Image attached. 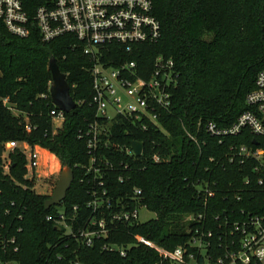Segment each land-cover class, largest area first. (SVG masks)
Masks as SVG:
<instances>
[{
	"label": "trees",
	"instance_id": "1",
	"mask_svg": "<svg viewBox=\"0 0 264 264\" xmlns=\"http://www.w3.org/2000/svg\"><path fill=\"white\" fill-rule=\"evenodd\" d=\"M152 2L153 15L161 24L160 39L134 45L132 52L115 45L101 54V61L118 65L135 59L139 75L148 78L158 55L172 59L179 73L172 104L159 110L157 123L148 120L147 128L123 117L111 126L113 142L127 146L132 140L143 142L141 155L130 156L109 147L101 153L115 163L105 176L111 195H134L138 187L142 193L137 197L156 214L155 218L139 223L118 222L107 238L85 245L47 219L57 214L58 208H45L50 196L33 189V183L25 177V154L14 148L5 158L0 157L3 259L18 264H155L161 259L158 251L138 242L135 235L167 250L188 246V252L200 256L199 248L190 245V240L196 230L203 229L214 232L207 253L216 259L224 251L218 235L226 229L220 227L225 216L234 219L233 212L239 213L242 208L264 214V186L257 183L253 172L256 161H242L235 148L251 144L255 135L245 129L238 135L220 138L206 128L209 121L229 126L250 109L246 96L255 87L257 73L264 68V0ZM51 58L65 73L77 102L75 109L65 113L63 127L56 133L51 111L57 106L49 92ZM94 63L72 35L44 42L37 29L28 37H19L0 21V143H41L51 148L64 166L72 167L74 181L62 205L68 214H72L74 205H79L75 226L91 213L86 207L91 198L88 182L93 173L87 170L91 155L85 136L80 135L97 118L91 103ZM188 133L196 139L192 140ZM255 138L261 144L264 141ZM155 154L164 160L156 162ZM121 161L132 168L123 171V182L117 180ZM246 178L250 179L248 184ZM207 186L215 191L214 197L206 199L202 188ZM235 193L242 195L240 200L234 199ZM198 213L206 214L205 221L186 220L187 215ZM216 215H220L219 220ZM12 235L16 242L7 246L8 253H3L2 238ZM105 243L127 246L126 254L103 249Z\"/></svg>",
	"mask_w": 264,
	"mask_h": 264
},
{
	"label": "built area",
	"instance_id": "2",
	"mask_svg": "<svg viewBox=\"0 0 264 264\" xmlns=\"http://www.w3.org/2000/svg\"><path fill=\"white\" fill-rule=\"evenodd\" d=\"M152 10V0H0V21L12 34L28 37L37 29L44 42L69 34L83 44L86 54L94 58L95 63L91 69V103L95 105L97 118L89 124L87 131L81 132L80 135L85 136L91 155L87 169L93 173L88 182L91 198L86 203L91 213L75 226L79 205H74L72 214H68L62 202L56 205L57 214L47 217L63 228L65 234L88 246H92L96 239L107 238L118 222H142L139 219L140 208H147L137 197L142 193L138 187H135L134 195H111L105 176L108 171L114 169L115 163L101 153V150L109 147L115 152L138 156L134 153L131 143L127 146L112 141L111 126L119 117L127 118L134 124L138 123L143 128L148 127V120L157 123L159 110L168 109L172 104V90L178 85L179 73L174 61L164 55L155 58L154 68L147 78L139 75L137 60L107 65L101 61V54L111 51L112 47L118 44L132 52L134 45L157 42L161 37V24ZM4 102L6 103L7 99ZM246 102L250 109L243 112L235 122L221 127L216 122L209 121L206 124L208 132L224 138L249 129L255 137L264 140V68L257 73L255 87L247 94ZM65 113L58 107L54 108L51 111L53 121L63 122ZM27 129H30L29 125ZM188 135L192 140L196 139L191 133ZM255 137L251 144L243 143L235 148L242 161L247 158L256 161L253 172L257 176V183L264 186V141L261 144ZM3 145L4 153L6 148L8 151L19 148L25 154V177L31 181L40 167V150L26 141H9ZM153 159L156 162L164 160L160 154H155ZM230 160L233 161L234 156ZM7 162L6 169L10 163ZM119 166L117 180L123 182V171H131L132 168L123 161ZM249 182L250 179L246 178L245 184ZM202 189L206 199L214 197L215 191L211 187ZM233 197L240 200L242 195L235 193ZM233 216L234 219L225 216L220 225L226 228L218 235L224 251L216 259L211 253H207V247L212 246L211 238L214 236L211 229L196 230L190 240V245L199 248L200 256L188 252V246L182 245L174 250H167L141 235H135V239L158 251L161 259L155 264H165V261L171 264H201V259L202 264H264V214L242 208L239 213L233 212ZM205 219V213L186 216L188 222H202ZM215 219L219 220L220 215H216ZM21 230L22 228H19L18 232ZM15 242V235L2 238V252L8 253L7 246ZM126 248L127 246L117 243L103 245V249L118 251L121 255L126 254ZM17 250L18 247L15 246L13 251ZM0 264L18 262L3 259L0 253Z\"/></svg>",
	"mask_w": 264,
	"mask_h": 264
},
{
	"label": "water",
	"instance_id": "3",
	"mask_svg": "<svg viewBox=\"0 0 264 264\" xmlns=\"http://www.w3.org/2000/svg\"><path fill=\"white\" fill-rule=\"evenodd\" d=\"M49 69L52 73V82L49 89L51 101L59 109L68 113L76 108L77 102L70 93V85L68 83L67 77L65 73L60 70L55 58L50 59ZM131 145L134 153L138 156L141 155L143 142L132 140ZM3 154L4 145L0 143V157H3ZM74 176V170L72 167L68 165L62 167L52 195L45 201L44 206L46 209H49L52 206L60 205L64 201L74 181ZM200 263H203V259H201Z\"/></svg>",
	"mask_w": 264,
	"mask_h": 264
},
{
	"label": "rangeland",
	"instance_id": "4",
	"mask_svg": "<svg viewBox=\"0 0 264 264\" xmlns=\"http://www.w3.org/2000/svg\"><path fill=\"white\" fill-rule=\"evenodd\" d=\"M13 112L16 114L18 113L16 109H13ZM63 123L64 121L63 122L59 120L53 121L54 133H56L58 129H61L63 127ZM29 145L40 150L41 152L40 167L37 170V175H33L31 178V182L33 183V189L38 193L47 194L51 196L56 186V181L60 176L61 169L64 165L62 164L61 160L58 158L57 154L48 146H45L41 143H36V144L29 143ZM7 153H8V149L6 148L3 156L4 158L7 156ZM155 216L156 214L153 211L149 210L148 208L145 207L140 208L139 211L140 221L144 222L155 218ZM206 264H208V262H206Z\"/></svg>",
	"mask_w": 264,
	"mask_h": 264
}]
</instances>
